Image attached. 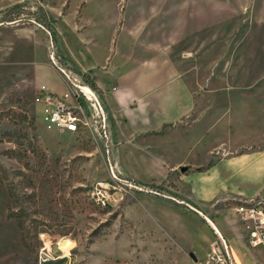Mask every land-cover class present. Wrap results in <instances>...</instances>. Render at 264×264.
Instances as JSON below:
<instances>
[{
  "label": "rangeland",
  "instance_id": "1",
  "mask_svg": "<svg viewBox=\"0 0 264 264\" xmlns=\"http://www.w3.org/2000/svg\"><path fill=\"white\" fill-rule=\"evenodd\" d=\"M80 39L99 59L114 44L170 51L201 135L229 154L264 147V0H0V264H215L214 231L176 182L123 173L142 189L101 206V143L45 125L35 94L69 90L51 55L78 72L62 42Z\"/></svg>",
  "mask_w": 264,
  "mask_h": 264
},
{
  "label": "crops",
  "instance_id": "2",
  "mask_svg": "<svg viewBox=\"0 0 264 264\" xmlns=\"http://www.w3.org/2000/svg\"><path fill=\"white\" fill-rule=\"evenodd\" d=\"M74 41L69 46L62 42L66 60L90 76L103 94L112 114V151L118 169L136 180V173L146 171L153 176L161 173L159 181L173 180L181 203L188 202L205 219L211 217L240 262L235 249L245 251L243 264L264 263L233 212L242 201L264 205V147L229 154L211 142L214 130L201 135L205 125L201 103L170 51L150 48L140 54L133 47L125 51L114 44L99 59L89 55L87 41L82 46ZM182 166L189 168L179 172Z\"/></svg>",
  "mask_w": 264,
  "mask_h": 264
},
{
  "label": "built area",
  "instance_id": "3",
  "mask_svg": "<svg viewBox=\"0 0 264 264\" xmlns=\"http://www.w3.org/2000/svg\"><path fill=\"white\" fill-rule=\"evenodd\" d=\"M51 58L69 90L59 94L41 87L35 94V101L48 128L61 132L89 133L101 143L108 178L99 182L93 191L97 204L106 206L113 201H119L129 187L142 189L118 169L112 151V114L102 92L86 73L60 65L56 60L55 52L52 53ZM190 206L195 209L194 206ZM234 212L246 232L249 244L264 247V205L255 200L242 201L235 205ZM206 219L212 225L216 236L211 242L208 259L215 264H243L236 258L225 235L214 226L212 221Z\"/></svg>",
  "mask_w": 264,
  "mask_h": 264
},
{
  "label": "trees",
  "instance_id": "4",
  "mask_svg": "<svg viewBox=\"0 0 264 264\" xmlns=\"http://www.w3.org/2000/svg\"><path fill=\"white\" fill-rule=\"evenodd\" d=\"M210 164H211V162L208 165H206V166H201L199 169H206ZM188 168H189V166H186L185 170H187ZM181 170H182V167H181Z\"/></svg>",
  "mask_w": 264,
  "mask_h": 264
},
{
  "label": "water",
  "instance_id": "5",
  "mask_svg": "<svg viewBox=\"0 0 264 264\" xmlns=\"http://www.w3.org/2000/svg\"><path fill=\"white\" fill-rule=\"evenodd\" d=\"M186 169V166H182V170H185Z\"/></svg>",
  "mask_w": 264,
  "mask_h": 264
},
{
  "label": "bare ground",
  "instance_id": "6",
  "mask_svg": "<svg viewBox=\"0 0 264 264\" xmlns=\"http://www.w3.org/2000/svg\"><path fill=\"white\" fill-rule=\"evenodd\" d=\"M209 219H210V217H209Z\"/></svg>",
  "mask_w": 264,
  "mask_h": 264
}]
</instances>
